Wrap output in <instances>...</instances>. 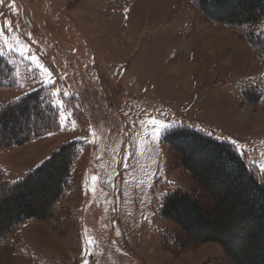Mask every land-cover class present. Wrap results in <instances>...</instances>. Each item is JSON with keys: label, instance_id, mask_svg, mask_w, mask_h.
Returning <instances> with one entry per match:
<instances>
[{"label": "rangeland", "instance_id": "obj_1", "mask_svg": "<svg viewBox=\"0 0 264 264\" xmlns=\"http://www.w3.org/2000/svg\"><path fill=\"white\" fill-rule=\"evenodd\" d=\"M0 28V55L13 70L0 87V107L39 89L53 100L59 89L55 99L71 113L60 124L51 103L58 116L53 135L0 150V183L24 177L70 140L85 149L78 187L58 201L75 223L58 234L54 221L27 222L18 242L0 245V264H197L201 258L218 264L219 244L176 255L166 250L184 239L160 216L162 197L176 187L192 189V182L161 141L172 128L154 141L150 120L235 140L261 170L264 58L228 27L210 23L194 0H3ZM17 38L28 49L23 55ZM31 56L49 69L54 85L37 86L40 70ZM245 92L261 94L257 106L244 103Z\"/></svg>", "mask_w": 264, "mask_h": 264}, {"label": "trees", "instance_id": "obj_2", "mask_svg": "<svg viewBox=\"0 0 264 264\" xmlns=\"http://www.w3.org/2000/svg\"><path fill=\"white\" fill-rule=\"evenodd\" d=\"M195 3L210 23L227 26L260 60L264 58V0ZM12 72L11 64L0 55V87L8 83ZM260 98L261 94H243L244 103L253 106ZM49 101L39 89L0 107V150L18 149L49 131L54 133L58 116ZM161 141L192 182V189L176 187L162 197L160 216L184 239L182 247L171 244L166 250L176 255L181 248L215 243L227 264H264V173L233 144L200 129L172 127ZM84 152L80 141L70 140L24 177L1 180L0 245L18 242L20 229L29 221H54L58 234L75 223L77 216L58 201L78 187V164Z\"/></svg>", "mask_w": 264, "mask_h": 264}, {"label": "snow or ice", "instance_id": "obj_3", "mask_svg": "<svg viewBox=\"0 0 264 264\" xmlns=\"http://www.w3.org/2000/svg\"><path fill=\"white\" fill-rule=\"evenodd\" d=\"M194 2H195V0H194ZM2 3H3V0H0V4H2ZM13 3H14V0H13ZM9 24H10V22L6 21L5 22V27H8ZM3 36H4V29L0 28V37H3ZM5 43L7 44L6 40H5ZM17 44L19 45L18 50L21 52V55H23L28 50L27 47L25 45H23L19 41L18 38H17ZM8 47L11 48L12 45L9 44ZM30 59L36 65V67L40 70V79L35 81L37 86L39 88H45L48 85H54L55 82L51 78L52 77V73L42 63H40L39 58L36 57V56H31ZM59 93H60L59 89H57L54 92H52V96L54 97V99L50 100L49 102L52 103L54 105V107L59 109V123L60 124H64L65 121L68 120L69 116H71V113H68L66 111V109H64L62 100L55 99V97H57L59 95ZM25 94H27V93H25ZM15 99L19 100V99H21V97H16ZM150 123L154 126L153 132L151 134V138L154 141H158L159 140V136H160L161 130L166 129V128H172L175 125V122L165 123V122H163L161 120H156V119H151ZM72 124H73V130H74L75 121H72ZM47 135L51 136V135H53V133L49 131L47 133ZM76 139H79V137H77ZM92 142L93 141H89V143H92ZM231 143L236 147L237 151H240L244 147L242 145H239L235 140H232ZM129 155H131V154H129ZM125 167H127V164H125ZM260 168H261L262 171H264V164H261ZM91 179H92L93 185H95V183L98 180V177L93 175ZM169 183H171V182H169ZM91 191L94 192L95 191V187H93L91 189ZM164 195L166 196L167 193H164ZM88 245H89V248L94 246L93 245V240L91 238H89V240H88ZM86 251H88V250L86 249ZM84 264H88V261H84Z\"/></svg>", "mask_w": 264, "mask_h": 264}, {"label": "crops", "instance_id": "obj_4", "mask_svg": "<svg viewBox=\"0 0 264 264\" xmlns=\"http://www.w3.org/2000/svg\"><path fill=\"white\" fill-rule=\"evenodd\" d=\"M223 26H225V25H223ZM227 27V26H226ZM229 29V28H228ZM226 34H227V32H225ZM143 34V30L141 31V32H138L137 33V40H135V39H132V41H130V43H132V45L133 44H135V46L136 45H138L139 44V41L142 39V35ZM231 36H232V38H233V34H231ZM249 45H247V47H248ZM126 49H128L127 47L125 48V51H126ZM126 53H128L127 51H126ZM259 59V58H258ZM203 261V259L201 258V259H199V260H196V262H197V264H201V263H203L202 262ZM218 264H227V262L225 261V258H224V256H223V250H222V256H221V258L218 260Z\"/></svg>", "mask_w": 264, "mask_h": 264}]
</instances>
